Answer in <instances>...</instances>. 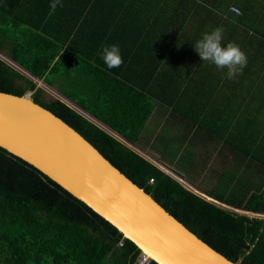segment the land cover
<instances>
[{"label":"trees","instance_id":"trees-1","mask_svg":"<svg viewBox=\"0 0 264 264\" xmlns=\"http://www.w3.org/2000/svg\"><path fill=\"white\" fill-rule=\"evenodd\" d=\"M71 1L81 16L74 18L73 33L63 27V3L52 11L54 0H0V91L31 92L34 102L72 126L212 248L239 264H264V217L208 201L97 123L139 145L151 111L162 105L218 137L231 96L243 93L242 115L260 121L264 0ZM217 27L224 29L222 44L239 45L248 58L247 68L231 80L226 68L203 61L194 47ZM112 44L119 45L124 63L109 69L100 54ZM32 76L80 110L45 98ZM249 142L252 147L258 140ZM211 196L264 213V187L239 200ZM140 253L84 202L0 146V264H134Z\"/></svg>","mask_w":264,"mask_h":264},{"label":"water","instance_id":"water-1","mask_svg":"<svg viewBox=\"0 0 264 264\" xmlns=\"http://www.w3.org/2000/svg\"><path fill=\"white\" fill-rule=\"evenodd\" d=\"M0 146L84 202L157 264H239L200 239L28 93L0 91Z\"/></svg>","mask_w":264,"mask_h":264},{"label":"crops","instance_id":"crops-1","mask_svg":"<svg viewBox=\"0 0 264 264\" xmlns=\"http://www.w3.org/2000/svg\"><path fill=\"white\" fill-rule=\"evenodd\" d=\"M60 3L65 4L64 6L66 8L62 14L63 27L64 29L66 28L65 31L67 33H73L74 18L80 19L81 16L76 10L71 9L74 4L71 0H60ZM232 33L235 36L238 35V31L232 32L231 30L230 35ZM103 43L105 41L101 42V44ZM23 72L26 73L25 71ZM32 78L43 88L50 90L54 94V97L60 99L65 98L54 88L42 82V80L33 76ZM81 79L87 81L84 77ZM255 92L258 94L257 89ZM243 94L231 96L230 105L226 109L227 111L224 112L226 122L224 123V129L218 136L219 138L209 135L197 124L186 120L180 114L172 111L171 108L162 105H156L151 111L150 116L141 130L138 139L139 145L128 142L100 122L97 123L129 147L131 145L138 153L178 180L188 189L228 210L234 212L242 211L248 214L250 212L241 207L232 206L211 196L212 192L222 195L231 194L239 200L240 197H247L250 193L259 192L264 187V118L262 115L260 121L258 119L249 121V119L242 115L245 108L242 98L246 100L248 97V94L246 96ZM77 109L79 108L77 107ZM229 109L232 110L231 119L229 118ZM260 110L263 109L261 108ZM83 113L86 114L85 112ZM173 115L175 117H172ZM246 126L251 128V131H253L252 134H249V129ZM164 132H171L172 135L166 136ZM192 135L194 136V141L198 138L197 135H202L205 138L203 146L207 148L199 150L193 157L188 155L187 158L181 159V165L183 166L178 163L176 168L169 165V161H172L176 157L169 156V154L180 155L183 146L190 144L189 139L192 138ZM254 136L258 140L257 145L250 147L249 138H253ZM260 137L262 138L260 139ZM156 142L158 149H155L156 145H153ZM165 145L166 148L163 149ZM236 148L240 149L241 152L238 153L235 150ZM203 151L207 152V157L203 156ZM193 168L199 174L196 172L193 173Z\"/></svg>","mask_w":264,"mask_h":264},{"label":"clouds","instance_id":"clouds-1","mask_svg":"<svg viewBox=\"0 0 264 264\" xmlns=\"http://www.w3.org/2000/svg\"><path fill=\"white\" fill-rule=\"evenodd\" d=\"M59 4L60 0H54L50 5L51 10L55 11ZM223 40L224 29L217 27L211 32H205L194 47L203 61H208L221 70L226 68V76L231 80L242 73V70L247 66L248 58L239 45L229 42L224 46L222 44ZM100 55L109 69L121 67L124 63L121 49L117 44L104 46ZM27 93L31 95V92ZM241 213L245 212L241 211ZM248 214L259 216L258 214L261 213L250 212Z\"/></svg>","mask_w":264,"mask_h":264},{"label":"rangeland","instance_id":"rangeland-1","mask_svg":"<svg viewBox=\"0 0 264 264\" xmlns=\"http://www.w3.org/2000/svg\"><path fill=\"white\" fill-rule=\"evenodd\" d=\"M41 86V85H40ZM45 89V88H44ZM46 90V89H45ZM30 95V94H29ZM52 96H54V94L50 91V90H46V95L44 96L45 98H47V99H49V98H51ZM172 117H175V115H173ZM167 129L169 130V127L167 126ZM167 132H164V134L166 135V136H168V135H172V133L171 132H168L167 134H166ZM201 134V133H200ZM198 136V138L194 141L193 140V135L191 136L192 138L191 139H189V142H190V144H188L187 146H183V149H182V151H181V154L180 155H173V153H170L169 154V156H176L172 161H169V165H171L172 167H177V163L178 164H180L181 165V159H183V158H187V156L188 155H190V156H194L195 154H197V152L199 151V150H202V149H205V148H207L206 146H203V143L205 142L204 140H205V138L202 136V135H197ZM153 145H156L155 146V149H158V144H157V142H156V144H153ZM203 146V147H202ZM154 147V146H153ZM150 148V147H149ZM152 148V147H151ZM166 148V145L163 147V149H165ZM238 153H240L241 151H240V149H238V148H236L235 149ZM155 153H158V152H155ZM203 156H205V157H207V152L206 151H203ZM148 157H150L149 155H148ZM151 158V157H150ZM185 161H187V160H185ZM181 166H183V165H181ZM181 170V169H180ZM198 173V171L195 169V168H193V173ZM199 174V173H198ZM259 215H264V214H259Z\"/></svg>","mask_w":264,"mask_h":264},{"label":"built area","instance_id":"built-area-1","mask_svg":"<svg viewBox=\"0 0 264 264\" xmlns=\"http://www.w3.org/2000/svg\"><path fill=\"white\" fill-rule=\"evenodd\" d=\"M231 9L235 12H238V9L235 6H232ZM152 181L153 179L150 178L148 183H151ZM119 245H122V242H119ZM151 261H152L151 258L147 254L141 252L138 255L134 264H151Z\"/></svg>","mask_w":264,"mask_h":264}]
</instances>
